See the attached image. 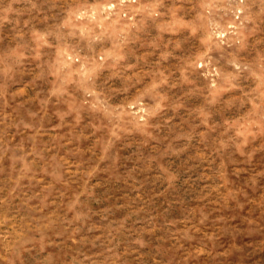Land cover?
<instances>
[{
	"label": "rangeland",
	"instance_id": "374dc122",
	"mask_svg": "<svg viewBox=\"0 0 264 264\" xmlns=\"http://www.w3.org/2000/svg\"><path fill=\"white\" fill-rule=\"evenodd\" d=\"M0 264H264V0H0Z\"/></svg>",
	"mask_w": 264,
	"mask_h": 264
}]
</instances>
